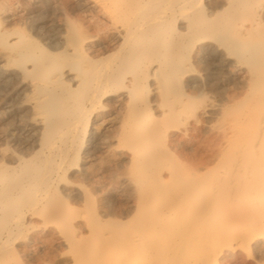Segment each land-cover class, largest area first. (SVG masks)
Masks as SVG:
<instances>
[{
  "label": "bare ground",
  "instance_id": "1",
  "mask_svg": "<svg viewBox=\"0 0 264 264\" xmlns=\"http://www.w3.org/2000/svg\"><path fill=\"white\" fill-rule=\"evenodd\" d=\"M50 1L0 0V264H264V117L203 137L195 70L264 112V0Z\"/></svg>",
  "mask_w": 264,
  "mask_h": 264
},
{
  "label": "rangeland",
  "instance_id": "2",
  "mask_svg": "<svg viewBox=\"0 0 264 264\" xmlns=\"http://www.w3.org/2000/svg\"><path fill=\"white\" fill-rule=\"evenodd\" d=\"M46 5H48V6H46V7L41 6L40 8H36L37 10H34V12H32L28 16L29 17L28 21L30 23H35L38 25L39 24H46V25L55 26V20H56V17L58 15L57 10H55V0H53L52 2L50 1ZM42 9H44V10H42ZM195 70L198 72V75H199L196 79L198 81H201V86L199 89H200V91H202L204 93V95L206 97V99H205L206 105L211 107V106L224 104L226 101H224V99H223V101L220 102V100H222L220 98H222L224 96L226 97V95H227V97L228 96L230 97V100H232V103H231L232 113H231L230 117L226 118V117H221L220 115L214 114L211 117H209V119H205L206 123L202 127L203 137H214V136H217L219 133L221 134L222 133L221 131L223 130L222 128H225V125H227V120H230V122L233 125V129L236 133L239 132L241 134V136L252 137L254 135V128L250 127V125H249L250 119L249 118H255L256 117V118L261 119L264 117V112L262 113L260 110L254 111L253 109L248 110L246 105H243L242 103H240V101H242L244 95L247 92V87H245L244 84H242V81H238L239 78L241 79V75H240L241 72L235 71L236 73H238V74H236L235 81L233 83H231L229 86H225L226 85L225 81H226L227 76H226L225 71L222 68H220L219 66H217L215 69V77H214L215 80L211 81V83H209L208 85H206V84L202 85V82H203L202 80L205 79V77L207 76V74L209 72L208 67L204 66V65H199V66L195 67ZM243 86H244V88H243ZM222 87H223V89H222ZM234 96H235V99H234ZM214 100H216V101H214ZM259 115L262 117H260ZM217 124L220 126H218ZM197 154L202 155V150L199 149L197 151ZM96 161H97L96 162L97 168H99V166H101V167L103 166V171H104L106 168L107 158H105L102 155H99ZM98 164H99V166H98ZM108 175H110V171L104 173V176H108ZM101 192L103 194H104V192H109L108 187L106 186L105 188L101 189ZM103 194L98 192L97 197H99L100 195H101L100 197H102ZM81 205L82 204H80V203L74 204L73 209H72L73 217L79 216L81 214L83 215L82 212L84 211V208ZM88 207H89L88 208L89 212H87V214L89 216L87 215V217L92 218V217H94V215L96 216L97 212H98V211H96V205H93V206L91 205ZM78 221H81L83 223V221L81 219H79Z\"/></svg>",
  "mask_w": 264,
  "mask_h": 264
}]
</instances>
